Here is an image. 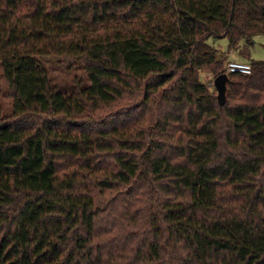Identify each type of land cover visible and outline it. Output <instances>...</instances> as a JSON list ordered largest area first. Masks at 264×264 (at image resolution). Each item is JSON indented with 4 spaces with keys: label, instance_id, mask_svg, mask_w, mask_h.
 Returning <instances> with one entry per match:
<instances>
[{
    "label": "trees",
    "instance_id": "16d2710c",
    "mask_svg": "<svg viewBox=\"0 0 264 264\" xmlns=\"http://www.w3.org/2000/svg\"><path fill=\"white\" fill-rule=\"evenodd\" d=\"M258 34L264 0H0V264H264ZM211 37L253 66L222 106Z\"/></svg>",
    "mask_w": 264,
    "mask_h": 264
},
{
    "label": "rangeland",
    "instance_id": "374dc122",
    "mask_svg": "<svg viewBox=\"0 0 264 264\" xmlns=\"http://www.w3.org/2000/svg\"><path fill=\"white\" fill-rule=\"evenodd\" d=\"M209 42L223 52L229 51V40L227 38L211 37ZM246 44V41L240 43V47L233 51V59L247 60L239 55L240 49ZM251 57L256 60H264V34L255 35L251 44ZM38 58L44 63L49 71L52 85L63 92H72L76 85L83 87L89 85V79L86 75L85 68L82 64L72 67L65 63L63 57L57 55H43ZM214 78L212 74L202 73L204 82H211L214 86ZM217 94V90H216ZM0 104L3 112L10 114L12 112L13 98L10 95L9 87L3 73V67L0 64Z\"/></svg>",
    "mask_w": 264,
    "mask_h": 264
},
{
    "label": "built area",
    "instance_id": "2783aa9c",
    "mask_svg": "<svg viewBox=\"0 0 264 264\" xmlns=\"http://www.w3.org/2000/svg\"><path fill=\"white\" fill-rule=\"evenodd\" d=\"M231 54H233V50L228 56H230ZM252 70L253 66L249 61L236 60L229 57L225 63L223 72L227 73L228 75L232 73L250 74Z\"/></svg>",
    "mask_w": 264,
    "mask_h": 264
},
{
    "label": "water",
    "instance_id": "95a60500",
    "mask_svg": "<svg viewBox=\"0 0 264 264\" xmlns=\"http://www.w3.org/2000/svg\"><path fill=\"white\" fill-rule=\"evenodd\" d=\"M228 80H229V75L225 72L217 75L214 78V86L217 90V98L221 106L226 102Z\"/></svg>",
    "mask_w": 264,
    "mask_h": 264
},
{
    "label": "crops",
    "instance_id": "0c3cea01",
    "mask_svg": "<svg viewBox=\"0 0 264 264\" xmlns=\"http://www.w3.org/2000/svg\"><path fill=\"white\" fill-rule=\"evenodd\" d=\"M231 51H232V50H231ZM231 51H228V52H227V55H229ZM232 56H233V54H231L229 57L232 58ZM232 59H233V58H232Z\"/></svg>",
    "mask_w": 264,
    "mask_h": 264
}]
</instances>
